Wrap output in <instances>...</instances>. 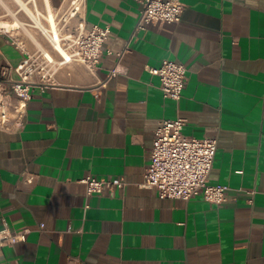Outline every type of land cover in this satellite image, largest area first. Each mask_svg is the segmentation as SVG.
<instances>
[{"label":"crops","instance_id":"1","mask_svg":"<svg viewBox=\"0 0 264 264\" xmlns=\"http://www.w3.org/2000/svg\"><path fill=\"white\" fill-rule=\"evenodd\" d=\"M181 2L178 24L134 32L139 0H85L87 26L110 30L99 64L53 68L23 127L0 130V230H29L0 246V264H264V0ZM22 56L0 33V70ZM165 59L186 67L178 101L146 69ZM175 117L185 135L217 138L221 204L139 185L153 130ZM87 175L125 186L86 195Z\"/></svg>","mask_w":264,"mask_h":264},{"label":"built area","instance_id":"2","mask_svg":"<svg viewBox=\"0 0 264 264\" xmlns=\"http://www.w3.org/2000/svg\"><path fill=\"white\" fill-rule=\"evenodd\" d=\"M141 8L134 32L149 24L176 25L181 21V0H139ZM85 0H61L50 9L54 24L44 17L43 25L36 28L43 42L26 31V38L33 45L29 50L26 42L0 25V33L9 35L12 43L23 56L14 66H3L0 70V130H20L24 125L26 108L34 86H45L51 82L53 68L72 63L94 71L99 64L103 44L109 37L108 26H87L84 19ZM48 15V13H47ZM4 14L0 13V22ZM121 52L118 56H121ZM158 77L162 96L178 101L186 80V67L174 60H162L158 66H146ZM113 69L110 75H115ZM183 117L164 118L153 130L149 162L143 172L140 186L154 191L159 198L189 200L201 196L210 204L219 205L225 199L227 185L211 184L208 181L216 150L215 136L193 137L183 133ZM31 183L34 176H26ZM85 184L86 195L99 194L123 188L122 178H97L87 175L80 180ZM28 228L11 231L4 222L0 230V246L25 241Z\"/></svg>","mask_w":264,"mask_h":264},{"label":"rangeland","instance_id":"3","mask_svg":"<svg viewBox=\"0 0 264 264\" xmlns=\"http://www.w3.org/2000/svg\"><path fill=\"white\" fill-rule=\"evenodd\" d=\"M26 1V6L30 9V14L27 12L26 9H21V7L18 6V4L15 2V0H0V13L4 14L3 21H8L10 23L12 22H23V23H29L31 25H35V18L39 21V23L44 22V13L47 14V8L45 6L44 0H24ZM32 6V7H31ZM7 9H12L11 12ZM13 11V12H12ZM35 17V18H33ZM25 25V24H24ZM23 25V26H24ZM43 25V24H42ZM19 27L26 30H29L30 33H32L34 36H36L37 40L40 42H43L42 36L39 34V32L36 30V28H32V26L25 25L26 27ZM23 29H12L9 30H16L14 34L19 35V39L24 40L26 42L27 46L30 47L31 43L26 38V31ZM35 31V33H34Z\"/></svg>","mask_w":264,"mask_h":264},{"label":"bare ground","instance_id":"4","mask_svg":"<svg viewBox=\"0 0 264 264\" xmlns=\"http://www.w3.org/2000/svg\"><path fill=\"white\" fill-rule=\"evenodd\" d=\"M15 2L18 4V6L19 7H21V9H26L27 10V12L30 14V9L26 6V1H24V0H15ZM44 2H45V6H46V10H47V13H48V15L46 14V13H44L45 15H44V17L46 18V20L48 21V22H50L52 25L54 24V20H53V14L51 13V8H50V4H49V1L48 0H44ZM32 7V6H31ZM7 10H9V12H11V10L12 9H7ZM13 12V11H12ZM33 18H35V17H33ZM35 20V25H31V24H29V23H23V22H18V21H16V22H12V23H10V22H8V21H1L0 22V25H2V26H4V27H7L8 29H10V28H12V29H15V28H19V27H22L24 24L25 25H28V26H40V25H42V23L40 22L39 23V21L37 20V18H35L34 19ZM23 26V27H26V26ZM43 27H45V25L43 24ZM29 31V30H28ZM30 32V31H29ZM34 33H35V31H34ZM34 38H36V36H34L32 33H30Z\"/></svg>","mask_w":264,"mask_h":264}]
</instances>
